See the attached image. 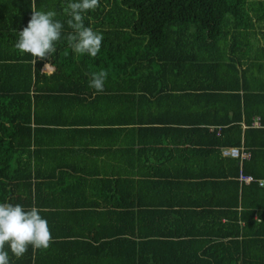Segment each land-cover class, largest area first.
I'll return each instance as SVG.
<instances>
[{"label": "trees", "instance_id": "16d2710c", "mask_svg": "<svg viewBox=\"0 0 264 264\" xmlns=\"http://www.w3.org/2000/svg\"><path fill=\"white\" fill-rule=\"evenodd\" d=\"M62 2L0 0V202L41 208L53 237L10 264H264V0H100L95 58L68 47ZM33 4L64 24L36 64L14 47ZM88 155L100 177L73 178Z\"/></svg>", "mask_w": 264, "mask_h": 264}, {"label": "clouds", "instance_id": "9594fccd", "mask_svg": "<svg viewBox=\"0 0 264 264\" xmlns=\"http://www.w3.org/2000/svg\"><path fill=\"white\" fill-rule=\"evenodd\" d=\"M99 5L100 0H69L64 8L68 17L66 23L72 29L66 40L76 56L95 58L101 51L103 35L84 23L85 16ZM56 15L53 10L37 11L33 4L28 23L19 31L14 45L21 56L32 57L25 62L36 64L47 61L55 54V45L61 40L64 27L61 21L55 19ZM107 79L108 71L105 69L91 73L89 87L94 94H103ZM42 211L35 205L25 209L20 204L0 202V264H10L9 250L16 259H21L29 248L35 253L50 247L53 237L48 221L41 215Z\"/></svg>", "mask_w": 264, "mask_h": 264}, {"label": "crops", "instance_id": "0c3cea01", "mask_svg": "<svg viewBox=\"0 0 264 264\" xmlns=\"http://www.w3.org/2000/svg\"><path fill=\"white\" fill-rule=\"evenodd\" d=\"M68 2V0H63V2H62V4L64 5V4H66ZM256 31H258V30H256ZM259 32H262V30L261 31H258V32H256V35L258 36V38H259V41L261 42L262 41V38H261V36H259ZM227 40L229 41L230 40V37L229 38H227ZM235 40V39H234ZM256 40L257 39H255L254 41H255V43H254V45H253V47H251L252 49H255L256 47H262L263 46V42H261L260 44H257L256 45ZM236 41V40H235ZM241 51V49H239V50H237V47L234 49V52L236 53V52H240ZM242 51H245L243 48H242ZM241 51V52H242ZM260 78L261 79H263L264 80V75L263 76H260ZM264 82V81H263ZM257 88H259V89H262V88H264V83H260V82H256L255 84H254V89H257ZM258 89V90H259ZM258 122H259V119H258ZM255 128H257V127H255ZM73 132H79V131H81V130H79V129H76V130H72ZM76 135H77V137H80L79 136V134H77V133H75ZM60 136H62V137H65V138H67L68 139V136L67 135H64V134H60ZM76 141L77 142V146L74 148V150L75 149H79L80 147H81V145L82 144H80V143H82V138L80 139V138H76L75 137V139H73V140H70V139H68L64 144L62 143V145H61V148L58 146V150L60 151L61 149H63L64 147L66 148V149H69L68 147H72L73 145L71 144V146H69L68 145V142L70 141V142H72V141ZM102 142H105V141H102ZM78 144H79V146H78ZM101 146V145H100ZM99 146V147H100ZM87 147V146H86ZM94 147V146H93ZM241 148H243V147H241ZM65 154L63 153V152H59L58 154H53V156L58 160L57 161V163H62V164H65L66 162H69L68 164H70V162H75L76 161V159H77V157H78V155H76V156H74L73 158H71V155L69 154V156L67 155V157H63ZM70 158H71V160H70ZM102 159H104V156H92V155H88V157L86 158V159H83V160H81L80 161V164H82V168H85L86 169V171L87 170H89L88 171V173H82V172H70V174H72V176H73V178H76V179H89V180H91V179H96L97 177H100V176H98L97 174H99L98 173V169H97V161H102ZM74 167V166H73ZM69 170V169H68ZM68 174V173H67ZM67 176V175H66ZM68 177V176H67ZM99 210H100V212L101 211H104L103 210V208H99Z\"/></svg>", "mask_w": 264, "mask_h": 264}, {"label": "built area", "instance_id": "2783aa9c", "mask_svg": "<svg viewBox=\"0 0 264 264\" xmlns=\"http://www.w3.org/2000/svg\"><path fill=\"white\" fill-rule=\"evenodd\" d=\"M49 68V71H51V68L49 66H47ZM253 126L254 127H258L259 126V122L258 119H255L253 121ZM222 155L224 157H231L234 159H240L241 161L243 160H247L249 159V153L247 151H245L243 148H224L221 151ZM240 179L242 181H244L246 184H248L251 181L250 177H240Z\"/></svg>", "mask_w": 264, "mask_h": 264}, {"label": "rangeland", "instance_id": "374dc122", "mask_svg": "<svg viewBox=\"0 0 264 264\" xmlns=\"http://www.w3.org/2000/svg\"><path fill=\"white\" fill-rule=\"evenodd\" d=\"M256 39H257V40H256V45H257V44H260L261 42H263V40H262L261 42L259 41V38H258V36H257V38H256ZM43 71H45V72H47V73H48V71H49V68H48L47 66H45V67H44V69H43Z\"/></svg>", "mask_w": 264, "mask_h": 264}]
</instances>
